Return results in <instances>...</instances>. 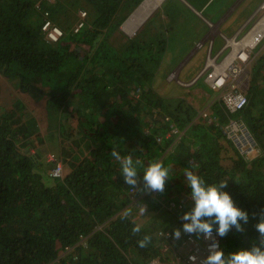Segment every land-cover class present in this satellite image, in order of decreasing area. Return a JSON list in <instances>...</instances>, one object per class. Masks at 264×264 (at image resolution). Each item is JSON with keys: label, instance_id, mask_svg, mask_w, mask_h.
<instances>
[{"label": "trees", "instance_id": "obj_1", "mask_svg": "<svg viewBox=\"0 0 264 264\" xmlns=\"http://www.w3.org/2000/svg\"><path fill=\"white\" fill-rule=\"evenodd\" d=\"M141 1L0 0V99L1 78L5 77L17 79L20 92L33 89L47 102L52 98L57 102L60 134L51 129V138L63 145L68 168L62 177L49 176L47 157L30 153L46 142L49 132L32 135L19 128L13 109L0 104V264H143L156 255L157 230L172 232L177 220L151 217L140 222L146 212L140 200L144 181L135 192H124L127 188L122 187L117 163L129 153L125 145L130 136L144 130L154 134L169 130L160 122L158 106L173 116L178 130L186 128L200 139L197 151L187 150L196 175L206 186L225 182L227 187L222 190L248 213V223L241 222L248 244L231 245L239 239V232L232 228L221 238L220 248L227 255L257 242L255 225L264 220V144L262 148L260 135L248 127L261 152L245 160L223 133L222 124L229 114L221 98L216 123L205 126L191 122L194 109L190 105L169 108L167 103L166 108L164 100L153 99L148 86L164 58L161 50L151 53L140 32L121 48L108 39ZM77 10L86 16L76 31L75 26L68 32L62 30L57 41L46 38L41 29L45 17L55 23L68 19L63 17L67 12L75 16ZM158 44L162 46L164 41L159 39ZM38 77L50 84V98L35 82ZM138 88L141 92L135 97ZM73 97L76 105L66 107ZM15 102L13 108H23L22 101ZM47 108L54 109L52 105ZM69 120L77 123L76 132L64 128ZM114 151L120 156L118 161ZM44 172L50 182L43 179ZM158 193L146 191L151 209L164 207L153 197ZM137 224L141 232L133 235ZM144 235L151 236V243L140 248L137 240Z\"/></svg>", "mask_w": 264, "mask_h": 264}, {"label": "crops", "instance_id": "obj_2", "mask_svg": "<svg viewBox=\"0 0 264 264\" xmlns=\"http://www.w3.org/2000/svg\"><path fill=\"white\" fill-rule=\"evenodd\" d=\"M144 1L142 3L140 2L141 4H138L139 6L137 5L138 8L135 11L133 10L134 13H132L130 16L128 15L129 17L127 16V20L125 19V22H128L127 29L124 28L123 24V28L128 32L133 31L139 25L132 34H127L120 28L123 22L115 29V35L124 37V41L122 43L119 40L115 39V47H124L125 43L128 42L129 39L133 38L139 32L142 33L143 28L148 24V28L144 31V35L147 39V41L145 42L149 43L146 45L152 48L151 53L157 52L160 49V55H166L167 40L165 38V35L168 31L163 24V33V27L161 25L163 18H159L151 22L153 18L158 17L160 8L165 0H162L154 11H152L153 8L159 2L155 0L153 6L151 7L149 3L143 5ZM209 1L210 0H208L207 2L204 1L199 3V10H206L208 16L207 19L202 18L201 23V29L207 28L208 31L203 34L200 42L198 43V45H200L205 41L207 42V51L205 52V54H202L207 55L202 69L194 78L184 82L188 84H179L177 82L178 87L173 88L170 86L169 82H171L172 79H176L177 81V75L179 72L186 75L190 71H183L184 66L186 65V62H183V64H180L171 74H167L166 76H164V78L163 76L158 74V69L162 65L165 57L163 59L160 58L161 61L159 62L158 68L154 72V77L148 87L152 91L153 99L159 98L164 100L166 108H168L167 103L169 105V108H171L175 104H179L180 107L182 104L190 105L194 109V116L192 117L191 122L198 123L202 126H205L209 123H216V112L218 108L221 110V106L218 97L219 90L211 88L208 81L206 80V75L211 69L209 65L211 63L224 65V63L227 62V59L231 55H248L249 58L247 59V61L242 63V66L246 65L245 82L241 86V89L244 91L248 99L247 105L244 109L245 111L243 114L239 113L241 111H237V113H231L225 107H223L225 112L229 115L222 125H228L232 122H236L242 123L247 127H253L256 134L260 135L261 142L259 143L262 144L261 147L263 148L264 14L261 16L260 13L262 7L264 6V0H258L257 4L256 0H219L218 6L216 7H209ZM143 10L147 11L146 16L141 22H138L142 16ZM46 18L48 17H45V19ZM146 22L147 24H145ZM222 31H225L226 33H223ZM159 39H162L164 41V45L160 46L158 44ZM231 40H233L235 43L231 44ZM228 64L229 63H227L226 65ZM168 66V62L165 63L162 67V70L165 71ZM169 75H172L173 78H169ZM158 77L159 79L157 80ZM198 77H203V84L201 86L190 89L184 88L193 85L197 81ZM202 87H206L210 91L207 92L203 90ZM140 92L141 89L138 88L136 91H134V96L138 97ZM157 109H160L161 112V116L159 117L160 122L164 124L166 128L169 129L170 125L176 127V123L171 114H169L163 107L158 106ZM45 113L46 117L42 118L44 119V121L42 120V122L47 124L52 123L53 116L55 115L52 114V112H50L49 114H47V112ZM147 118H151V116H147ZM67 125H72L71 127H69L72 131H74L75 129L77 130L76 122L74 123L73 121L69 120ZM76 130L74 132H76ZM157 136L161 137L159 141H157ZM165 141H168L167 145H165ZM127 142L128 145H125V147H127V151L129 153L125 154L119 161L118 159L116 160L118 161L117 166H119L118 176L123 181L122 187L127 188L124 192L132 193L141 187L144 172L153 162L163 161V165L169 169V177L166 180L167 188H165L164 192L165 194L159 196L161 193H158L156 196H153L157 198V201L160 202L164 207L158 210H155V208L151 209L153 207L151 199L146 196L144 198L150 199L146 200L141 196L142 193L147 191L146 189H143L140 193V197H142L140 198V200L142 201L144 208H146V212L143 211L145 213L142 214V217L140 219L143 222H146V220L151 217H164V220L169 217H174L177 222L175 227L172 229V232L175 229L181 230V239L176 240L172 238V232L159 228L157 230L155 244V246H157L158 252L149 260L160 259L163 264H192L187 260V256L190 252L193 251L188 249L189 245L185 242L188 236L187 234H184L182 230L183 223L185 222L182 219L183 214L185 212L191 211L194 207V201L190 195V190H186L188 182L185 174V169L196 174V169L190 166L191 164L194 165V162L192 157H188L187 150H190L191 152L197 151L196 144L200 143V139H196L194 135L188 134L186 132V128H183L182 130L177 129L176 132L165 130L161 133L156 134H154L153 132L148 133L147 130H144L137 136H130ZM230 144L232 145V147L236 148L231 141ZM61 146L63 148L62 144ZM257 146L259 149L258 152H261L258 142ZM157 148L159 149V151ZM256 155L252 158H255ZM63 156L66 157L64 151ZM126 156H131L133 160V166L137 169V184L135 186L128 185L124 182L125 179L121 165L124 157ZM166 156L167 158H169L168 163L164 161ZM185 159H187L188 162H185ZM66 172L67 170L64 173ZM116 179L117 178L115 177L113 178V180L115 181ZM151 192L153 194L156 193L154 191ZM162 211L163 214H161ZM138 214H140V212ZM244 231L242 233L239 232V239L237 240V243H231V245L240 244L245 246L248 244L250 240L243 235ZM166 232L170 233V236L167 239L164 238V233ZM235 232H237L236 229ZM256 235L258 240V233ZM197 241L200 244L203 243L201 238L197 239ZM241 249H244V247L236 248L235 251ZM231 251L235 252L234 250H230L229 253H231ZM195 254L198 256L202 255L199 250L195 251Z\"/></svg>", "mask_w": 264, "mask_h": 264}, {"label": "rangeland", "instance_id": "obj_3", "mask_svg": "<svg viewBox=\"0 0 264 264\" xmlns=\"http://www.w3.org/2000/svg\"><path fill=\"white\" fill-rule=\"evenodd\" d=\"M48 1L52 2L53 0H48ZM161 1L162 0L159 1V3L153 8L152 11H154L157 8V6L160 4ZM204 1L207 2L208 0H165L160 8L158 17L153 18L151 20L152 22L159 18H163V21L161 22V25L163 27V33H164V25L168 31L166 32V35H165V38L167 40V52H166V55H164L165 58L163 60L162 65L158 69L159 75L164 77L167 74H171L180 64H183V62L184 63L186 62L185 63L186 65L184 66L183 71L185 72L190 71V72L186 75L179 72L177 75L178 80L186 82L194 78L197 75V73L202 69L203 63L207 56V55H202V54H205V52L207 51V42L205 41L201 43L200 45H198V43L200 42V39L203 36V34L206 31H208L207 28L201 29L202 18L207 19L208 16H207L206 10L205 11L199 10V3L204 2ZM218 2L219 0H210L208 2V4H210L209 7L218 6ZM257 2L258 0H256V4ZM138 6L134 9V11L138 8ZM134 11H132L129 14V16L132 13H134ZM83 13L84 11L77 10L76 15L73 16L71 12H67V15H64L63 17H68V19L61 18V19H57V21L54 20L55 22L54 24L60 27L61 30L68 32L75 25H77L78 21L84 20V17L86 16V14L85 13L83 14ZM263 14H264V6L261 9L260 15L262 16ZM126 20L123 21L120 28L125 33L132 34L139 25L133 31L128 32L126 29L123 28V24L126 23L125 22ZM147 25L143 28L142 34H141V38H143L145 41H147V39L144 35V31L145 29L148 28ZM222 32L226 33L225 31H222ZM108 39L112 41L113 43H115V39L119 40L121 43L124 41V37L120 35H115V32ZM167 62L169 66L165 71H163L162 67ZM245 68H246V65H245ZM158 79L159 77L157 78V80ZM237 80H238V83H240L242 82L243 79L238 77ZM37 81L39 82L40 86L41 87L43 86V89H45V91L48 93L47 97L50 98V93L48 92L50 88V84L44 78H41V77H38L37 80L35 79V82ZM169 83H170V86L173 88L178 87L176 79H172L171 82ZM202 84H203V77H198L197 81L193 85H190L184 88L185 89L195 88V87L201 86ZM202 89L207 92L210 91L206 87H202ZM218 97L219 99L221 97L220 90H219ZM15 101H22L24 103L23 108H20V107L13 108V104L16 103ZM76 103H77L76 98L73 97L71 101H67L66 107H72L76 105ZM0 104L2 106L4 105V107L10 106L9 108L13 109V115H14L13 118L15 119L16 125L19 128L26 130L29 133H32V135L33 133L34 135H43L49 132V136L46 137V142L42 143L41 146L39 145L38 148L31 149L30 153L36 152L40 154V156H44V157H48L49 154H54L57 160H59L63 165V173L66 170L68 171V168H66L67 165H65V162H64V159L66 157L63 156L61 143H58L57 141H54L51 138V135L53 134L51 129L55 128L57 132L59 133V130H60L59 122L61 118L60 117L61 111L58 110L60 109L58 108L59 105L57 106V102L54 101L53 98L50 99V103H49L46 101L44 97H41L33 89H29L26 92H20L18 90L17 79H14V78L6 79L5 77H3L1 78ZM51 105L54 108L53 110H51V108L50 109L47 108V107H50ZM45 112H47V114H49L50 112H52L53 114L54 112V115L56 116V121L54 124L52 123L47 124V123L42 122V120L44 121V119L42 118L46 117ZM73 122L75 123V121ZM71 126L72 125H67V122L64 124V128L66 129L67 127L68 130H70L69 127ZM164 161L168 163L169 158H167L166 156ZM52 165H53V162H51V164L47 163V167L45 171L49 169ZM50 178L51 177H48V175H46L45 172L43 173V179L46 182L47 181L50 182ZM140 222H143V221L140 220Z\"/></svg>", "mask_w": 264, "mask_h": 264}, {"label": "clouds", "instance_id": "obj_4", "mask_svg": "<svg viewBox=\"0 0 264 264\" xmlns=\"http://www.w3.org/2000/svg\"><path fill=\"white\" fill-rule=\"evenodd\" d=\"M243 67L244 72L240 75V78L243 79L244 77V81L242 80V82L238 83L239 89H241V86L245 82L246 68L245 65ZM218 90L222 91L221 89ZM241 91L244 93L242 89ZM239 113L241 114L242 112ZM175 128L177 131V127ZM249 131L251 132L250 129ZM251 134L253 135L252 132ZM258 154H260V152H258ZM258 154L256 156H258ZM112 155L118 160L120 159L119 154L115 151ZM121 167L125 183L135 186L137 184V169L133 166L131 156L124 157ZM185 174L190 188V195L194 201V207L191 211L185 212L182 216V219L185 222L187 221L186 223H183V233L193 235L197 239L203 237L204 239L211 241L208 245V255L203 259L201 264H264V220H261L255 225L258 233V240L256 243H253L249 249H241L226 255L223 249L220 248L221 243L219 245L218 240L212 235L213 225H218V228H216V236L219 238L226 237L232 228H235L236 231L242 233L244 228L241 222H243V224L248 223V213L237 207L231 195L227 191L222 190L227 187L225 182L222 181L219 186H206L203 179L192 171L185 169ZM168 177L169 169L166 168L162 162H153L145 170L143 175L145 189L163 193L165 191V184ZM140 232V225L137 224L132 228L133 235ZM171 236L176 240L181 239V230L175 229ZM150 243V235H144L142 239L137 240V244L140 248H146ZM189 259L192 260L193 257H190Z\"/></svg>", "mask_w": 264, "mask_h": 264}, {"label": "built area", "instance_id": "obj_5", "mask_svg": "<svg viewBox=\"0 0 264 264\" xmlns=\"http://www.w3.org/2000/svg\"><path fill=\"white\" fill-rule=\"evenodd\" d=\"M46 13L47 12H45V14ZM81 25L82 21L75 25L74 30L76 31ZM42 29L45 32L46 37L51 41H57L62 35V30L57 25L52 23V21L48 18L44 20ZM247 58L248 55H232V61L226 66L223 64L211 63L209 65L211 69L206 75V80L208 81L211 88L222 90V103L224 107L231 113H237V111H241L247 104V97L241 91V89H239L237 80V78L240 77V75L244 72V67L241 63H244ZM169 78L172 79V75H169ZM177 82L179 84H188L181 82L178 79ZM169 128L170 132L176 131V128L173 127V125H170ZM222 130L226 138L232 141L238 152L245 159H250L258 153L259 149L257 142L247 126L243 125L242 123L232 122L228 125H224ZM160 139V137H157V141ZM47 158L48 161L53 162V165L47 169V173L51 177H61L63 174L61 162L57 160L54 154H49ZM212 235L216 240H218L220 245V238L216 236V230H213ZM169 236L170 233H164V238L167 239ZM187 236L188 237L186 238L185 242L189 245L188 249L193 251L188 254L187 260L192 264H201L203 259L208 255V245L211 243V241L201 237L203 243L200 244L193 235L187 234ZM197 250L201 252V256L195 254V251ZM190 257H193V259L190 260ZM144 264H163V262L160 259H153L147 261Z\"/></svg>", "mask_w": 264, "mask_h": 264}, {"label": "bare ground", "instance_id": "obj_6", "mask_svg": "<svg viewBox=\"0 0 264 264\" xmlns=\"http://www.w3.org/2000/svg\"><path fill=\"white\" fill-rule=\"evenodd\" d=\"M144 1V0H143ZM142 1V2H143ZM154 1L155 0H145L144 1V3H143V5H146L147 3H149L150 5H151V7L153 6V4H154ZM158 2L160 1V0H157ZM146 13H147V11L146 10H143V12H142V16H141V18L139 19V21L138 22H141L144 18H145V16H146ZM124 28H128V22H126L125 24H124ZM232 43H235L233 40H231V44ZM232 61V55L227 59V62L226 63H224V65H226L227 63H230Z\"/></svg>", "mask_w": 264, "mask_h": 264}, {"label": "flooded vegetation", "instance_id": "obj_7", "mask_svg": "<svg viewBox=\"0 0 264 264\" xmlns=\"http://www.w3.org/2000/svg\"><path fill=\"white\" fill-rule=\"evenodd\" d=\"M145 194H146V192L142 193V194H141V196H142V197H144V196H145Z\"/></svg>", "mask_w": 264, "mask_h": 264}]
</instances>
